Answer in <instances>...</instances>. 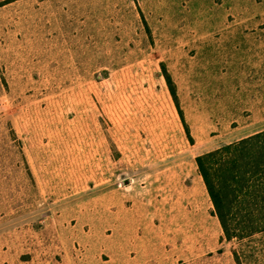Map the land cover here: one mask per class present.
<instances>
[{
  "label": "rangeland",
  "instance_id": "374dc122",
  "mask_svg": "<svg viewBox=\"0 0 264 264\" xmlns=\"http://www.w3.org/2000/svg\"><path fill=\"white\" fill-rule=\"evenodd\" d=\"M261 131L264 0H0V264H264L196 163Z\"/></svg>",
  "mask_w": 264,
  "mask_h": 264
},
{
  "label": "trees",
  "instance_id": "16d2710c",
  "mask_svg": "<svg viewBox=\"0 0 264 264\" xmlns=\"http://www.w3.org/2000/svg\"><path fill=\"white\" fill-rule=\"evenodd\" d=\"M166 80L179 106L167 73ZM196 163L225 239L264 232V131L200 155Z\"/></svg>",
  "mask_w": 264,
  "mask_h": 264
},
{
  "label": "crops",
  "instance_id": "0c3cea01",
  "mask_svg": "<svg viewBox=\"0 0 264 264\" xmlns=\"http://www.w3.org/2000/svg\"><path fill=\"white\" fill-rule=\"evenodd\" d=\"M237 263V262H236Z\"/></svg>",
  "mask_w": 264,
  "mask_h": 264
}]
</instances>
